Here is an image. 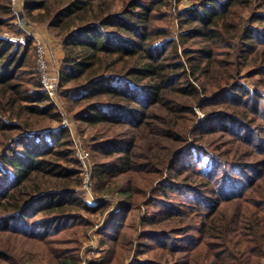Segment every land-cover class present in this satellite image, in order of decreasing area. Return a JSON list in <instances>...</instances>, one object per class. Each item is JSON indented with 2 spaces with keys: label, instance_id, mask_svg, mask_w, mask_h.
<instances>
[{
  "label": "trees",
  "instance_id": "trees-1",
  "mask_svg": "<svg viewBox=\"0 0 264 264\" xmlns=\"http://www.w3.org/2000/svg\"><path fill=\"white\" fill-rule=\"evenodd\" d=\"M11 7L0 0V228L60 251L70 243L62 236L84 222L78 211L103 212L108 203L83 196L69 128L35 129L34 119L62 124V117L33 65V38L22 44L1 34L14 25ZM172 7V0L23 3L28 23L45 25L62 43L57 95L70 120L100 129L92 146L94 190L123 197L101 243L121 242L135 198L149 193L142 219L149 228L125 264H264V90L234 85L235 70L228 75L248 67L247 76L264 85V0H192L175 13L177 37ZM248 9L240 27L235 18ZM207 78L217 80L214 89ZM196 103L222 111L207 112L192 141ZM216 132L245 145L246 160L199 143ZM198 154L208 158L203 168ZM232 204L238 209L228 213ZM68 249L57 253L61 264H79ZM120 254L91 264H115Z\"/></svg>",
  "mask_w": 264,
  "mask_h": 264
},
{
  "label": "rangeland",
  "instance_id": "rangeland-1",
  "mask_svg": "<svg viewBox=\"0 0 264 264\" xmlns=\"http://www.w3.org/2000/svg\"><path fill=\"white\" fill-rule=\"evenodd\" d=\"M23 3L24 0H21L20 6H18L19 9V15H15L14 21L12 27L10 26H4L2 27V32L5 37L6 36H28L27 31L30 33H37L41 40L47 45V51L49 56V67L50 72L54 76H59L58 72L61 69L62 61L64 52L62 50V43L60 42L59 38L55 35L54 32L50 31L48 28L45 27V25H41L39 23H28L27 18L24 16L23 11ZM192 3V0H172V7L169 10L170 16H169V24H170V31L172 36L177 37L179 28H178V22L175 18V13L178 10H181V8L187 7ZM120 1H117L115 4V8L120 7ZM251 9H248L244 11L241 14H238V16L235 18L236 21L239 23V26L242 27L247 24V16L251 12ZM21 22L22 24L19 25L18 23ZM24 26V27H23ZM18 28H25L23 30L22 34H17ZM7 38V37H6ZM231 60V59H230ZM33 65L36 67V52L33 55ZM255 68L254 66L250 69ZM37 70V67H36ZM239 72L237 77L235 79V84H241L242 82H247L249 87L255 88L256 90L263 91L264 85L261 83H255V80L260 77H248L249 75V68L248 67H239L237 69L231 68L229 70V74H235V71ZM236 72V73H237ZM38 73V71H37ZM218 74H222L221 72ZM39 75V74H38ZM227 75L226 73L222 74ZM40 76V75H39ZM247 76V77H246ZM246 83V84H247ZM205 84L210 88V90L214 89V85L217 84V80L213 78H207ZM260 86H258V85ZM58 86H57V93H58ZM60 92V91H59ZM204 97H202L203 99ZM61 99V98H60ZM61 102H64V99H61ZM194 110L196 112L197 118L195 119V124L192 127L193 129H198L197 125L204 121L207 112L218 114V112H221L222 109H218L216 107H206L205 106H199V104L194 105ZM43 120V121H42ZM72 127L69 128L70 130V137L73 140V147L75 150H77V146H79L81 149H85L88 152L87 161L89 164V173L91 174V189H92V195L93 198L96 200V203H92L94 201H91V197H89V194L86 190H84V172L82 171V178L83 182L80 186V189L83 193V196L90 200L89 204H99L100 202H106L108 203L107 208L103 212L98 213H88L85 211H78L81 214V217L84 222L80 223L78 227H75L65 233L62 236V239L66 240L68 245H61L62 247L59 248L60 251L52 250V245L46 243L43 240H36L32 239L27 235H22L20 233H16L13 231H6L3 228H0V264H61V254H57L58 252H64L66 253L67 250H64L65 248H70V254H77L79 256L80 262L79 264H91L92 262H106L108 259H113L115 256V252L118 250L121 251V256L119 258L115 259L113 263L115 264H125L132 262L135 255V252L137 251L138 247V241L140 233L144 230L149 228L146 225H142V219L146 215V207L147 203L150 201V194L148 193V196L137 195L136 203L137 208H135L128 219L127 228L124 231V236L122 237V240L119 244L112 242L111 238H103L101 243V238L105 235L102 233L105 230V227L109 221V217L112 212H115L120 209L121 204L123 202V197L116 193H110V194H104L98 197V193L94 190V180H93V165H94V157L92 154V146L94 145L97 137V133L100 132L99 127L92 128L87 127L85 125L78 126L77 123H74V121H71ZM33 124L35 125V129L42 130L43 133L47 134L49 131H53L58 129L59 127H62L63 125L58 121H52L49 119H34ZM201 130L193 131L192 135V141L194 138H199L201 136L200 133ZM25 133L31 132L28 129L24 130ZM236 139L230 135H225L221 132H216L211 135H204V138H202L199 143L208 145L209 147L214 148L216 152L222 151L225 153H230L232 156L236 154L239 155V160H246L247 158V152L248 150L245 145H241V143L235 141ZM8 143H11L9 141ZM4 149V147H3ZM1 152V150H0ZM198 164L203 166L206 162H208V158L204 156H200L198 154ZM250 159V158H248ZM249 162V161H248ZM200 169V167H198ZM137 178V177H134ZM126 178L123 177L120 179L119 182L123 183L125 182ZM162 180V178H161ZM138 184L144 188H148L150 186L149 180H144L143 178H139ZM157 182H159L158 179H156L153 183L154 186H157ZM177 192L173 193V199L180 200L176 196ZM188 201V199H186ZM186 206V205H185ZM151 206H149V211H151ZM238 207L235 206V204L229 205V211L233 212L234 210H237ZM153 210V209H152ZM239 212H243L242 209H239ZM234 213V212H233ZM193 219V223L196 224ZM199 220V219H198ZM1 225V224H0ZM164 228H169L167 225H163ZM132 232H134L132 234ZM131 235L129 237V240L131 241L130 245L126 243V236ZM58 245V244H57ZM55 245V246H57ZM72 252V253H71ZM151 255L148 254H141V259L149 258ZM64 257V256H63Z\"/></svg>",
  "mask_w": 264,
  "mask_h": 264
},
{
  "label": "built area",
  "instance_id": "built-area-1",
  "mask_svg": "<svg viewBox=\"0 0 264 264\" xmlns=\"http://www.w3.org/2000/svg\"><path fill=\"white\" fill-rule=\"evenodd\" d=\"M11 1V8L12 12L15 15H19V9L18 6H20L21 0H10ZM19 25L22 23L19 22ZM24 27V26H23ZM25 30V28H23ZM27 31V30H25ZM28 36H7V38L10 41L13 42H19L22 44L26 43L27 37H32L36 44V67L37 71L40 75L41 82L43 84L44 89L48 92L50 95L52 101L56 105V107L59 109L60 115L62 117V125L63 127L71 128L72 123L71 120L66 113V111L63 108V104L61 100L58 98L57 95V86H58V76H53L50 72L49 67V54L47 51V45L41 40L40 36L37 33H30L27 31ZM76 157L81 162L82 169L85 170L84 172V190L87 191L89 194V197H91V201H94L96 203V200L93 198L92 195V189H91V174L89 173V164L87 161L88 152L85 149H81L79 146H77L76 150Z\"/></svg>",
  "mask_w": 264,
  "mask_h": 264
}]
</instances>
